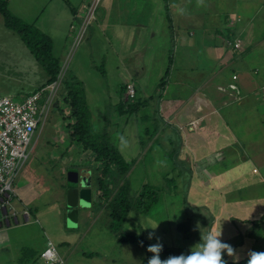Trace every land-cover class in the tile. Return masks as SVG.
Segmentation results:
<instances>
[{
  "label": "rangeland",
  "instance_id": "1",
  "mask_svg": "<svg viewBox=\"0 0 264 264\" xmlns=\"http://www.w3.org/2000/svg\"><path fill=\"white\" fill-rule=\"evenodd\" d=\"M228 2L7 0L12 14L51 38L53 55L61 67L56 94L50 95L27 147L29 155L19 173L22 182L18 175L14 184L15 187L29 183L26 194L37 196L34 203L24 205L31 210L33 222L4 231L10 241L42 245L51 239L56 246L68 241L74 251L67 264H71L74 255H78V264H147L146 257L154 255L147 251L149 245L159 242L183 248L188 254L209 231L221 233L219 239L233 247L232 258L241 259L253 251L264 252V247L261 248L264 236L255 241L248 235L251 228H257L254 219L264 221V138L256 155L251 153V146L239 148L240 153L215 151L202 156L187 150L186 154L182 136L175 134L179 130L172 122H162L158 114V99L163 92L160 80L171 63L166 81H170V92L177 91L181 60L173 57L177 45L167 35V14L172 17L174 13L179 21H199ZM133 65L140 70L137 77L131 76ZM249 66L247 71L256 76ZM261 73L264 76V70ZM71 76L83 83L93 131L96 134L107 131L110 143L118 147L127 161L133 162L125 176L133 205L121 229L141 234L146 244L119 243L110 230L107 202L115 194V185L108 201L99 198L93 185V213L89 211L87 216L79 217L76 227L66 225V171L92 162L88 157L91 151L81 149L67 128L72 119L63 98L64 81ZM126 80L135 84L136 100L144 103L132 113H120L117 108L122 96L120 85ZM46 81L44 69L19 36L4 25L0 13V96L18 100L46 86ZM257 93L251 104L260 110L264 102ZM247 124L237 126L244 130ZM164 127L172 136L167 140L158 136ZM257 135L247 133L244 139L258 140ZM121 136L127 141L122 149ZM261 136L264 137V129ZM231 166H237V171L230 170ZM233 173L238 174L234 177ZM143 184H148L156 194L140 196ZM138 198L144 201L140 207L136 204ZM154 199L156 203L143 211ZM14 204L17 208L21 206L18 202ZM181 222L187 225L188 237L176 228ZM159 256L162 260L160 253Z\"/></svg>",
  "mask_w": 264,
  "mask_h": 264
},
{
  "label": "crops",
  "instance_id": "2",
  "mask_svg": "<svg viewBox=\"0 0 264 264\" xmlns=\"http://www.w3.org/2000/svg\"><path fill=\"white\" fill-rule=\"evenodd\" d=\"M166 17L167 35L170 34L174 46L177 45L173 57L178 61L181 59L182 62L181 60L180 63L178 62L179 81L175 84L177 91H169L170 81L165 80L163 83V92L158 99V114L162 122L165 124L172 122L174 128L179 130L180 133L175 131V134L182 136L186 154H188L187 150L190 153H200L202 156L215 151L223 153L235 150L240 153L239 148L249 149L251 146V153L256 155L257 148L260 150L262 146L261 138H264L261 136L264 129V108L258 110L255 104H251V100L256 98L253 95L258 89L264 88L262 83L264 76L261 73L264 70V30H262L264 0H229L221 8L213 10L199 21L197 19L179 21L174 17V13L172 17L170 13ZM234 39L240 40L239 49L227 44V40ZM249 63L253 65L249 66ZM137 66H132L131 76L140 75V70L135 69ZM247 66L256 76L250 75ZM169 71H171L170 67ZM257 75L260 77L258 78ZM233 76H236V79H233ZM128 81H124L123 84L126 85ZM230 83L238 86V95L225 89ZM250 83L253 85L248 89ZM220 87L224 88V91H221ZM257 96L263 102L260 98V90ZM171 115L173 118L168 119L167 116ZM241 123L249 125L241 130L237 126ZM247 133L258 134L256 137L259 139L255 138L253 142L246 141L244 136ZM158 136L165 140L172 137L171 132L165 127L158 131ZM262 149L264 151V146ZM88 157L91 161L92 153ZM92 162L88 165L81 164L77 168L80 171L86 170L81 173L90 176L94 192L95 165ZM233 167L236 169L233 170ZM233 167L230 170L237 171L238 167ZM20 171L21 169L19 173ZM215 172H218V169ZM237 174L233 173V176ZM18 180L22 182L21 175ZM14 189L16 194L14 203L18 202L21 205L19 208L24 205L29 206L37 199L35 194H26L30 190L29 183L25 186L15 185ZM89 211L93 213V203L90 207L80 210L78 219L87 216ZM12 228L14 227H0V233L5 234L4 231ZM69 243L64 241L62 245L56 246L66 264L74 251ZM45 246L46 242L38 245L31 242L10 241L6 233L0 236V264H46L39 256ZM72 261L71 264H78V255H74Z\"/></svg>",
  "mask_w": 264,
  "mask_h": 264
},
{
  "label": "trees",
  "instance_id": "3",
  "mask_svg": "<svg viewBox=\"0 0 264 264\" xmlns=\"http://www.w3.org/2000/svg\"><path fill=\"white\" fill-rule=\"evenodd\" d=\"M0 13L3 16L4 25L13 30L33 54L36 62L44 69L47 75L46 85L58 79L61 67L58 59L53 55V43L51 38L42 32L39 28L31 23L23 21L11 13L7 8V0H0ZM170 64L166 68L164 76L160 80V87L168 75ZM65 82L64 101L69 105L70 111L68 117L72 121L67 123L70 129L71 138L77 142L83 150H90L92 153V161L96 163L94 167V183L97 187V195L100 199L108 201L111 197V189L113 185L117 187L112 199L107 202L109 206L110 230L115 234L119 243H132L143 245L146 244L143 236L138 233L124 231L121 229L124 219L127 216L128 209L133 205V199L130 195V184L125 180L132 161H127L118 148L111 144L107 131L96 134L90 125V113L85 98V89L80 80L70 77ZM125 84L120 85L121 94L125 90ZM144 103L136 98L131 102L119 100L117 108L121 112H134ZM69 185L66 182L65 188ZM156 192L150 190L148 184H143L140 196H147ZM157 201V200H156ZM155 199L150 201L143 211H148L155 203ZM136 204L140 207L144 204L142 198L136 200ZM255 229H250L248 235L252 236L256 241L264 236V221L254 219ZM187 225L184 222L177 224L176 228L188 237ZM264 238V237H263ZM257 243H255L256 245ZM261 244V243H260ZM258 243V245H260ZM264 247V244L261 248ZM256 252V251H255ZM162 260H166L172 256L185 254V250L179 247L163 245L160 252ZM150 257L147 256L148 261ZM227 264H248L250 256L237 259L228 256L226 253L222 257Z\"/></svg>",
  "mask_w": 264,
  "mask_h": 264
},
{
  "label": "built area",
  "instance_id": "4",
  "mask_svg": "<svg viewBox=\"0 0 264 264\" xmlns=\"http://www.w3.org/2000/svg\"><path fill=\"white\" fill-rule=\"evenodd\" d=\"M227 44L234 49L241 46L239 39L227 40ZM233 79H236V76H233ZM57 85L55 80L18 100L9 95L0 96V227H18L32 221L31 211L27 207L17 208L14 204L16 197L14 184L20 168L28 158L27 147L35 133L39 118L51 100L50 95L56 94ZM225 89H229L235 95L239 94L235 83H230ZM220 90L224 91V88L220 87ZM121 95L124 102L133 101L136 98L134 84L126 83ZM260 98L264 102V88L260 89ZM39 256L46 264H66L50 239Z\"/></svg>",
  "mask_w": 264,
  "mask_h": 264
},
{
  "label": "clouds",
  "instance_id": "5",
  "mask_svg": "<svg viewBox=\"0 0 264 264\" xmlns=\"http://www.w3.org/2000/svg\"><path fill=\"white\" fill-rule=\"evenodd\" d=\"M124 137H120L121 149L126 145ZM221 233L209 231L201 237V243L197 244L188 254L172 256L166 260H161L159 253L163 245L159 242L148 246L147 251L154 255L148 259L147 264H227L222 257L226 253L228 256L234 255V249L228 243L219 239ZM152 234H149V239ZM248 264H264V252H251Z\"/></svg>",
  "mask_w": 264,
  "mask_h": 264
},
{
  "label": "water",
  "instance_id": "6",
  "mask_svg": "<svg viewBox=\"0 0 264 264\" xmlns=\"http://www.w3.org/2000/svg\"><path fill=\"white\" fill-rule=\"evenodd\" d=\"M78 168L66 171V182L69 185L65 191L66 225L76 227L80 210L86 209L92 203V187L90 176L82 175Z\"/></svg>",
  "mask_w": 264,
  "mask_h": 264
}]
</instances>
